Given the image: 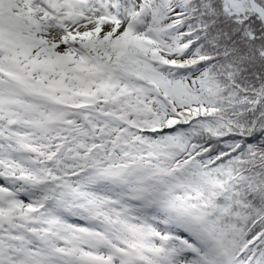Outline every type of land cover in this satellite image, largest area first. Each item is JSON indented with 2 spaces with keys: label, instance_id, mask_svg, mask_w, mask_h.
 I'll return each mask as SVG.
<instances>
[{
  "label": "snow or ice",
  "instance_id": "snow-or-ice-1",
  "mask_svg": "<svg viewBox=\"0 0 264 264\" xmlns=\"http://www.w3.org/2000/svg\"><path fill=\"white\" fill-rule=\"evenodd\" d=\"M0 264H264V0H0Z\"/></svg>",
  "mask_w": 264,
  "mask_h": 264
}]
</instances>
